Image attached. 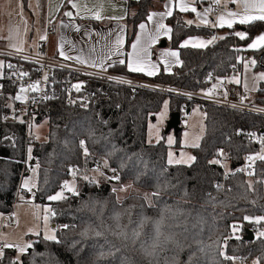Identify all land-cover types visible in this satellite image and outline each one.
Masks as SVG:
<instances>
[{"label": "trees", "instance_id": "16d2710c", "mask_svg": "<svg viewBox=\"0 0 264 264\" xmlns=\"http://www.w3.org/2000/svg\"><path fill=\"white\" fill-rule=\"evenodd\" d=\"M152 2L128 1L131 14L125 22V51H128L134 39L138 24L146 20ZM183 17V14L175 11L166 20L172 32L171 39L165 45L178 50L183 61L172 73L160 71L148 78L127 72L123 65H115L110 71L194 92L205 89L207 73L223 75L230 64H236L241 71L240 59L244 53L257 61L255 71H264V49L251 52L244 49L254 35L264 29V22L220 29L217 31L219 36L226 38L204 49L180 48L187 38L210 37L213 34L209 28L186 25ZM232 31H244L249 39L242 41L230 35ZM259 89H264V84H260ZM80 91L79 98L76 96L70 102L64 99L51 101L35 111L34 123L45 122L48 131L44 141L35 140L29 145L32 148L31 165H39L34 201L40 205L49 201L47 197L54 195L59 185L68 178L65 173L67 165L89 167L96 158L107 160L108 166L116 169L121 179L114 183V188H109L105 184L90 183L82 175L78 181L79 195L57 202V214L51 218L61 243L45 241L41 236L35 237L31 242L33 247L20 257L22 264H90L94 242L83 241L74 234V230L85 221L79 210L80 204L96 196L107 195L115 200V191L121 187L127 188L126 185L148 194L154 193L161 181L170 186L168 194L162 199L171 203L173 199L183 196L189 201L186 207L192 210L198 224V229L196 224L193 225L194 230L202 239L207 240L214 235L218 248L224 238L230 237L225 248L228 255L248 260L257 258L260 264H264V238L243 240L244 230L249 229L251 224L244 221L243 217L264 215V184L257 182L264 178V162L256 163L254 176H247L243 172L228 175L226 183L230 189L223 191L214 188L222 180L223 169L208 163L212 154L222 149L227 154L229 168L241 165L244 157L256 152L257 147L248 144L244 137L236 133L238 130L264 132V117L207 104L204 108V133L199 147L192 150L196 160L190 167L168 166L167 147L163 142L150 144L147 141V125L154 120L165 100H168L169 114L178 113L180 117L183 110L188 111L194 105L193 102L156 90L100 79L86 81ZM11 97L9 87L0 81V217L13 210L17 188L27 173L25 163L28 148L24 125L2 120ZM255 101L264 106V90L256 91ZM5 137L12 139L7 140ZM81 140L86 142L89 149L87 157L78 149ZM248 182L254 184L255 191H248ZM208 192H212L211 196L207 195ZM134 198L129 196L124 203L131 204ZM139 203L143 204L144 201ZM152 211L148 209L149 214ZM64 224H68L69 228L63 229ZM233 224L242 225L239 239L231 235ZM263 226L261 223L260 227ZM15 255V250L5 249L3 264H9ZM219 259L223 260L222 257ZM182 260L184 264H193L189 252L183 253ZM197 264L201 262L197 261ZM223 264L233 262L223 261Z\"/></svg>", "mask_w": 264, "mask_h": 264}, {"label": "snow or ice", "instance_id": "6c2138e0", "mask_svg": "<svg viewBox=\"0 0 264 264\" xmlns=\"http://www.w3.org/2000/svg\"><path fill=\"white\" fill-rule=\"evenodd\" d=\"M68 4L71 5L72 9L76 10L75 16L72 11H65L63 15L65 17H68V22L61 21L59 27L63 29H71L72 31L76 33L83 32L84 36L90 37L93 35L92 31L85 26H82L75 22L76 18L79 17L80 19H90V20H122L123 17H104L103 16V7L102 4L96 9V10H90L87 8V5L84 4L83 6L79 2V0H66ZM170 2V0H169ZM200 3V0H178V3L176 4V7H178L180 12H192L196 16V26H205V27H212V28H223L227 27L229 29H233V26L235 24L240 25H251L255 22H264V0H209V6L204 7L202 11H199L196 7V5ZM229 4H234L237 7V10H231L228 8ZM166 11L160 12V13H150L147 17V20L149 22H154V29L152 31H149L147 29V25L145 23H141L139 25V33L136 35L135 41L132 43V51L127 53V61L125 59H118L113 61V56L121 57L124 55L122 52V48L124 45V37L121 34H117L115 41L106 42L103 46V48L97 52V49L95 46H90L88 49V55L85 56L83 54L82 50L77 49L76 43L65 37L64 35L60 36V40L58 43L57 51L59 56L64 60L74 61L77 64L84 65L87 67L98 69L99 72H106L108 68L112 67L115 63H119L120 65H126L127 70L132 73H143L147 76H155L159 72V68L157 63L153 62L151 59V52L150 49L152 45H154L161 36L168 37L171 39L170 33L172 32V28L168 27L163 23V20L165 17H171L173 16L172 8L166 4ZM56 11H60V8L57 7ZM126 11V10H125ZM85 13H88V15H84ZM215 14V19L209 22V15ZM21 22L25 26V31H27V22L24 20L22 12L19 14ZM51 18L49 20V23L52 22V19L55 18L54 14H50ZM154 17L156 18L154 20ZM186 25L191 26L194 21L193 20H186L184 22ZM120 33L124 31L123 26H120L119 29ZM98 36H100L101 39H103V34L98 33ZM230 35H235L240 40H246L249 39L247 33L244 31H232ZM111 36V31L109 32V37ZM226 37L224 36H216L213 35L210 39L204 40L200 38H193L190 37L186 40H184L180 44V48H200L204 49L207 48L209 45H212L217 40H224ZM9 41L12 40V31L10 29L9 36L7 37ZM47 39V33L46 31L39 36L40 41H45ZM99 43V41H97ZM65 45L68 46V49L66 51ZM9 47L14 49V51L17 54H21L24 51L23 48V41L21 40L19 44H13L10 43ZM39 47V45H37ZM247 49L250 50H260L264 49V33H261L260 35L256 36L252 39L251 43L247 45ZM73 50H76L79 52L77 55H69L68 52H71ZM239 51V49H237ZM37 56L40 55L39 52L36 53ZM180 53L178 50H164L160 52L159 57V63H162L164 65V71L170 72L171 67L173 64L176 65H182L183 61L180 60ZM22 59H28V57H21ZM257 64V61L255 59L244 61V68L245 72H249L251 68L255 67ZM4 67L3 62H0V69ZM14 65L8 64V68H13ZM87 75H95V73H86ZM13 75H18L19 78H23L25 76H28L29 73L25 71H19L13 72ZM211 78V74L209 76ZM48 76L47 73L44 75V80L47 81ZM109 81H114L118 84H128L131 86V81L125 80L120 77H107ZM252 83L251 86H249L248 78H244L243 82V88L245 91L244 96L240 97V103L243 105L244 101L248 99V93L250 92H256L258 90H264L259 89L258 84L261 81H264V72H260L258 74H254L251 78ZM224 83H234L237 85L241 84V80L238 76H233L232 78H224L223 80L217 79V82L212 85L211 88H208L207 90H201L202 94L207 98H212L215 94H217V90L224 84ZM147 87V85H144ZM84 87L83 82H79L72 85V89L79 92L81 88ZM32 93H38L41 91L39 82H34L31 84H28L27 87L21 86L19 89V92L12 97L14 101H20V102H27L31 100L32 103L42 102L48 99H52L53 97L48 96L47 94H44L43 96H40L37 98L36 96L29 97L27 95L28 92ZM71 91V89H70ZM168 91H174V89H168ZM188 95L189 99H191L192 93H186ZM224 98H227V91L223 93ZM86 107V105H84ZM233 108L236 107L235 104L231 105ZM7 107L11 108L12 105L9 104ZM168 109V101L164 102L163 110L158 114L157 119L160 122H163V119L166 117ZM255 111H264V109H257L254 108ZM196 110H194L195 112ZM14 120H17L19 123H24L25 121L15 116L11 117ZM5 120L9 119V117H4ZM34 119V117H33ZM34 127L33 124H29V129L31 133V129ZM156 126L150 125V128H153ZM201 130L203 131V126H201ZM157 132V142H159V128L156 127ZM237 135H245L249 142L251 143L253 140H257L261 144V148L259 152H256L255 154H250L245 157L246 164L242 168H238L235 170V172H245L248 176H254L256 174L255 165L256 162L264 161V134L257 135L256 132H244L243 130H238ZM188 133H185V136H187ZM7 140H11L12 137H5ZM38 139V137H37ZM202 139V136H197L195 138V142L192 143V147H199V141ZM151 143V141H149ZM167 143L171 145L173 143V138L171 136L168 137ZM80 148L83 151V154L85 157L89 155V149L86 146V142L84 140L80 141ZM32 148L31 146L28 148V159L31 160L32 156ZM227 159V154L223 152L222 149L217 150L216 157L209 160L208 163L210 165L217 164L221 165L222 167L226 168V164L223 163V160ZM196 160V157L191 155H186L185 153H181L179 158H176L174 156V153L172 151L168 152V158H167V165L173 166V165H187L191 166V164ZM39 165L37 164V168ZM104 167H108L107 160L104 161ZM33 174L35 175L36 169H31ZM69 173L72 175L73 180L70 181H64L61 185V190L57 191L54 195H49L47 199L50 202H56V201H63L68 199V196L65 195V193H70L72 196L79 195V191L76 186V176L78 174V169L76 168H69ZM96 171H100L99 168L96 169ZM114 175L112 177H109L110 180H116L119 181L121 179L120 175L116 174L117 170L112 169ZM235 172L229 173L225 172V177L229 174H235ZM101 175L103 173L101 172ZM83 179L89 181L90 183H95V181L88 176H84ZM258 183L264 182V178L257 181ZM216 187L218 189H222V185L217 184ZM22 191H27L29 193H32L33 196H35V192L33 189L37 188V185L33 178H26L23 180L21 186ZM248 191H255L254 184L252 182H248L247 184ZM116 189H113L115 191ZM121 191L125 190L123 187L120 188ZM153 195H156V193H153ZM21 201H24V196H19ZM27 203H31V201H27ZM254 203V202H253ZM35 207H39L38 205ZM44 211V225H45V232L43 235V239L45 241H54L56 243H61V241L58 240L56 236V229L55 228H49L48 223L49 220L56 216V211L50 207L46 206L43 209ZM244 221H247L249 223H252L253 225H260L262 222H264V215H257V216H250L245 215L243 217ZM242 225L239 224H233L231 225L232 234L235 235L239 229H241ZM63 229H68L69 225L64 224L62 225ZM35 235H39V233H34ZM256 237L257 239L264 238V229H258L256 231ZM230 237H226L223 239L222 244H218V255L219 257H222L223 260L220 261V264H223V261H237L239 258L234 257L231 255H228L225 251V248L227 247V241ZM236 239H239V235H235ZM75 246V245H73ZM33 247V243H26V244H15L9 242L6 235L0 233V264H3V258L5 256V249H15L17 251V256L9 261V264H22L20 260V256L25 254L29 248ZM254 264H259V261H255Z\"/></svg>", "mask_w": 264, "mask_h": 264}, {"label": "clouds", "instance_id": "9594fccd", "mask_svg": "<svg viewBox=\"0 0 264 264\" xmlns=\"http://www.w3.org/2000/svg\"><path fill=\"white\" fill-rule=\"evenodd\" d=\"M169 187L161 181L153 195L129 186L117 189L115 200L105 195L83 201L79 210L85 221L74 234L94 242L90 264H184L185 252L193 264H220L215 236L204 240L194 230L198 224L186 207L189 201L183 196L171 203L162 199ZM129 196L135 198L125 204Z\"/></svg>", "mask_w": 264, "mask_h": 264}, {"label": "built area", "instance_id": "2783aa9c", "mask_svg": "<svg viewBox=\"0 0 264 264\" xmlns=\"http://www.w3.org/2000/svg\"><path fill=\"white\" fill-rule=\"evenodd\" d=\"M213 35L217 36L216 32H213ZM39 52L40 55L37 56L36 53ZM28 57V59H22L21 57ZM0 57L3 60L4 67L2 68V76L0 81L6 84L10 91L12 97H14L18 92L21 86L27 87L28 84L39 82L41 91L38 93H32L28 92L27 95L29 97L36 96L39 98L40 96H43L44 94H47L50 97H53L52 99H48L42 102L32 103L31 100L27 102H20V101H14L13 99H10L7 105L11 104L12 107L9 108L6 105V108L2 114V120L4 122H11V123H19L17 120L12 119L11 117L13 114L15 116L22 118L25 122L21 123L24 125L25 129V140H26V147H28L31 143L35 141V136L32 133H30L29 124H34L35 121V111L39 109L41 106L45 105L48 102L56 101L60 99H64L66 102H70L73 98L76 97V94L79 93L72 89V85L83 82L86 79H100L109 81L107 77H120L125 80L131 81V87H138V88H146L151 90H156L162 93L171 94L179 97H183L188 101L193 102L195 105H199L201 108H205L207 104L221 107L224 109L237 111L241 113H249L254 114L260 117H264V111H255L254 108L257 109H264L263 105H259L256 103L255 98H250L249 94L248 99H246L243 103V105L240 103V97L246 95L244 89L242 88L241 84L237 85L234 83H224L218 90L217 94L212 96V98H207L202 94V91H184L178 88L173 87L170 84H155L149 81L132 78L128 76H122L117 75L111 72H99L98 70H93L90 68H86L85 66L72 63L69 61L62 60L54 55H52L45 43L39 45V47L36 50H25L21 54H17L14 50H9L6 48H0ZM250 54L244 53L240 59L241 63L248 60L250 58ZM8 64L14 65L13 68H8ZM19 71H25L28 72L29 75L23 77L22 79L19 78L18 75H13V72H19ZM240 70L237 68L236 64H230L227 66V69L223 75H214L212 73H207L205 75V82L207 83V86L203 90H207L208 88H211L214 83L217 82V79L223 80L224 78H232L233 76H238L240 74ZM47 73L48 79L47 81L44 80V75ZM86 73H95V75H87ZM211 74V78H209ZM114 82V81H111ZM116 83V82H115ZM127 85L128 84H123ZM144 85H147L145 87ZM71 89V91H70ZM168 89H174V91H168ZM227 91L228 95L227 98H224L223 93ZM186 93H192L191 99H189L188 95ZM11 97V98H12ZM199 101L198 103H196ZM235 104L236 107L233 108L231 105ZM4 117H9V119L5 120ZM34 117V119H33ZM244 132H256V131H249V130H243ZM257 135L264 134V132H256ZM245 138L246 142L248 144H254L257 147V151H260L261 144L257 140H253L251 143L249 142V139L245 135H241ZM78 149L82 151L80 148V141L78 143ZM226 153L225 151H223ZM251 153V154H255ZM216 153H213L210 160L216 157ZM250 154H247L248 156ZM245 156V157H246ZM244 157V161L241 165L233 168H229L228 161L223 160V163L226 164V168L220 166L223 169V175L222 180L220 182H217L214 185V188L219 191L230 189V185L226 183V177L225 172H235L236 169L242 168L246 164V160ZM104 161L103 159L96 158L92 161L91 165L89 167L86 166H77V165H67L65 167V173L68 176L67 179L64 181H72L73 177L69 173V168H76L78 169V174L76 176V186L78 189V181L81 178L82 175L88 176L89 178L93 179L96 183H101L109 186V188H114V183H117L116 180H110L109 177H112L114 175L112 168L104 167ZM259 162V160L257 161ZM256 162V163H257ZM264 162V161H262ZM217 165V164H215ZM99 168L100 171H96V169ZM101 172L103 175H101ZM238 172H235V174ZM245 173V172H243ZM116 174H118L116 172ZM246 174V173H245ZM230 175V174H229ZM247 175V174H246ZM248 176V175H247ZM228 177V176H227ZM63 181V182H64ZM62 182V183H63ZM58 187V191L61 190V185ZM222 185V189H218L216 185ZM19 193V190L17 191V194ZM212 192H208L207 195L211 196ZM66 196H68V199L72 197L70 193H65ZM56 202H50L48 201L46 204L47 206L52 207L54 210L56 209ZM17 203V195L15 197L13 206ZM1 219H6L7 223L9 225L14 224V218H13V210L4 214ZM0 219V220H1ZM253 234L256 235V231L258 229H261L259 225H253L250 224L249 228ZM247 258H239L237 260L238 264H247L248 263Z\"/></svg>", "mask_w": 264, "mask_h": 264}, {"label": "crops", "instance_id": "0c3cea01", "mask_svg": "<svg viewBox=\"0 0 264 264\" xmlns=\"http://www.w3.org/2000/svg\"><path fill=\"white\" fill-rule=\"evenodd\" d=\"M128 1L129 0H79L82 6L86 4L87 8L90 10H96L102 4L104 17H113V16L123 17V19L119 21L117 20H99L98 21V20H90V19H80L79 17H77L75 20L76 23L82 26L88 27L92 31L93 35L90 37H87L83 35V32L76 33L72 31L71 29H63L59 27L61 21H64L67 23L69 20L68 17H65L63 15L65 11H72L74 13V16L76 13V10L72 9L71 5L68 4L66 0H0V14L6 18L5 24L3 23L0 24V25L5 26L4 27L5 33H3V35L0 38V46L3 48L9 49V50H14L11 47H9V44L10 43L19 44L20 41L22 40L23 48L25 51L28 49L36 50L38 48L37 45H41L45 43L52 55L62 59L59 56L58 51H57V47H58V43H59L61 35H64L65 37L73 40L77 45V49L82 50L83 54L87 56L88 49L90 46H95L97 49V52H99L103 48L106 42H109V40L111 42H114L116 35L121 34L124 37V45L122 48V52L124 53V55L121 57L113 56L112 59L113 61L118 60V59H125V61H127V53L132 51L131 45L135 41L136 35L140 31L139 25L141 23H145L149 31H152L154 29V22H149L147 18L144 22L139 23L137 26L134 39L132 40L128 51H125V41H126V35H127V26L125 22H126L127 17L131 14L130 11L128 10ZM133 1H138V0H133ZM177 3H178V0H170V2L169 0H153L152 9L149 11L148 15L153 12L160 13V12L166 11L165 6L166 4H168V6L172 8L173 13L177 11L180 14H183L184 22L186 20H193L194 23L192 25L196 26L197 21H196L195 14L192 12H180L178 7H176ZM208 6H209V0H200V3L196 5L199 11H202L204 7H208ZM57 7L60 8V11L58 12L56 11ZM228 8L234 11L237 10L236 5L234 4H229ZM21 12H22L24 20H26L27 22V31H25V26L21 22V19H20L19 14ZM50 14H54L55 16V18L52 19L51 23H49V20L51 18ZM84 15H88V13H85ZM167 18L169 17H165L163 20V23L165 25H166ZM155 19L156 18L154 17V20ZM214 19H215V14H210L209 22L211 23V21ZM235 25H240V24H235ZM120 26H123L124 28V31L122 33H120L119 31ZM240 26H246V25H240ZM200 27H205V26H200ZM206 28L211 29L212 32H216L217 36H219V33H218L219 30L223 28H227V27H223V28L206 27ZM10 29L12 31L11 41L7 39V37L9 36ZM45 31L47 33V39L45 41H40L39 36L43 34ZM110 31H111V36L109 37ZM2 32H3V29H2ZM98 33L103 34V39H101L100 36L97 35ZM261 33H264V29L258 31L254 35L253 38L260 35ZM170 36H171V33H170ZM193 38H200V39L207 40V39H210L211 36L210 37H193ZM169 40L170 39L168 37L161 36V38L154 45H152L150 49L151 59L153 62L157 63L159 72L160 71L165 72L164 65L162 63H159V57H160L161 51L170 49L165 45L166 42H169ZM97 41H99V43H97ZM162 43H165V44L162 45ZM65 49L67 51L68 49L67 45H65ZM244 49L249 52L257 51V50L247 49V46ZM68 54L77 55L79 54V52L76 50H73L71 52H68ZM65 61H69V60H65ZM69 62L75 63L74 61H69ZM115 65H120V64L115 63L113 66ZM123 66L125 67L126 71L129 72L127 70L126 65H123ZM179 66L180 65L173 64L171 67V71L165 72V73L170 74ZM85 67L93 69V70H98V69L87 67V66ZM112 67L108 68L106 72H112L110 71ZM133 74H142L143 76L148 77V78L153 77V76H147L143 73H133ZM1 75H2V69H1ZM26 176H27V173H25L23 177H26ZM19 191H21L20 187H19ZM51 227L55 228L53 223L51 224ZM254 238H255V234H254Z\"/></svg>", "mask_w": 264, "mask_h": 264}, {"label": "rangeland", "instance_id": "374dc122", "mask_svg": "<svg viewBox=\"0 0 264 264\" xmlns=\"http://www.w3.org/2000/svg\"><path fill=\"white\" fill-rule=\"evenodd\" d=\"M5 17L0 14V24L3 23L5 24ZM4 25H0V38L5 33L4 31ZM3 29V32H2ZM213 36V34H212ZM211 36V37H212ZM0 48H3L0 46ZM29 50V49H28ZM253 58H249L248 60H251ZM247 61V60H246ZM0 62H2V59L0 57ZM260 72H264L263 70H254V67L251 68L249 72H245L244 68V62H242V69L239 74V78L241 80V86L243 88V82L244 78H248L249 86H251L252 83V76L254 74H258ZM117 75H120L119 73L116 72H111ZM1 69H0V79H1ZM90 79H86L83 81V84ZM260 84H264V81L259 82L258 87ZM244 89V88H243ZM250 98H255L256 92H250L248 93ZM79 95L81 96V91L76 94L77 98H79ZM168 101V100H165ZM164 101V102H165ZM197 101L196 103H198ZM164 103L162 104L161 109L159 112L156 114L154 120L152 122H149L147 125V141H151L150 144H156L163 142L164 145L167 147V158H168V152L172 151L174 153V156L176 158L180 157V154L183 152L186 155H191L193 156L192 150L196 147H192V143L195 142V138L197 136H203L204 133V119H205V112L204 109L201 108L199 105H193L190 107L188 111L183 110L181 113L180 117V134L177 138V135L174 134L173 131H170L169 133L165 134L164 130L166 127V124L169 120V107L167 109V114L166 117L163 119V122L158 121L157 116L158 114L163 110ZM194 110H196L194 112ZM150 125L156 126L159 128V142H157V132H156V127L150 128ZM201 126H203V131L201 130ZM47 124L45 122H40L38 124L34 123V127L32 128V133L35 136V140L37 141H44L47 136ZM185 133H188L187 136H185ZM171 136L173 138V143L169 145L167 143L168 137ZM38 137V139H37ZM200 142V141H199ZM30 146L26 147L29 148ZM25 148V149H26ZM27 153V160H26V165H27V176L23 177L21 180V183L19 184V187L21 186L22 182L26 178H33L35 183L37 182V166L36 165H31V161L28 159V149L26 151ZM166 158V161H167ZM35 168L36 172L35 175L31 171V169ZM129 187V185H126ZM19 187L17 188V191L19 190ZM128 187H125V190L128 189ZM134 188V187H133ZM21 189V188H20ZM138 189V188H137ZM142 193L148 194L145 191L139 189ZM35 191V189H33ZM17 195V192H16ZM23 195L24 196V201H21L19 196ZM115 195L117 199L119 198L117 194V190L115 191ZM15 200V199H14ZM27 201H31V203H27ZM39 206L38 208L35 206ZM47 205H40L38 203H35L34 201V196L32 193H29L27 191H19L17 195V203L13 206V218H14V224L9 225L7 223L6 219H1L2 216L0 217V233L4 234L7 236L9 242L15 243V244H26V243H31L32 240L35 237L41 236L43 238L44 232H45V225H44V207ZM264 224V222H262ZM52 224V219L49 220L48 227H51ZM260 227V225H259ZM261 228V227H260ZM264 229V226L261 228ZM240 229L235 235L239 234ZM39 233V235H35L34 233ZM231 235L235 236L232 234V229H231ZM256 237V235H255ZM13 250H15L13 248ZM17 256V251L15 250ZM14 257V258H15ZM21 257V256H20ZM255 261H259L257 258H252L249 259L247 264H254ZM233 262V261H232ZM237 261L233 262V264H236ZM260 264V263H259Z\"/></svg>", "mask_w": 264, "mask_h": 264}, {"label": "water", "instance_id": "95a60500", "mask_svg": "<svg viewBox=\"0 0 264 264\" xmlns=\"http://www.w3.org/2000/svg\"><path fill=\"white\" fill-rule=\"evenodd\" d=\"M165 43H162L164 45ZM170 131H173L175 135H177L180 131V115L178 113H172L169 116V120L165 127V134L169 133ZM243 240L246 241H253L254 240V234L250 229L244 230V236Z\"/></svg>", "mask_w": 264, "mask_h": 264}]
</instances>
